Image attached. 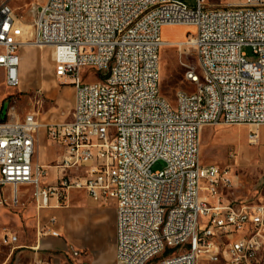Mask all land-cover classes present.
Segmentation results:
<instances>
[{
  "label": "built area",
  "instance_id": "1",
  "mask_svg": "<svg viewBox=\"0 0 264 264\" xmlns=\"http://www.w3.org/2000/svg\"><path fill=\"white\" fill-rule=\"evenodd\" d=\"M164 25H191L185 40H163ZM26 41L9 3L0 4V83L21 81L20 50L51 46L55 75L73 85L68 122L48 125L64 148L54 165L59 182H46L47 167L35 164L37 112L0 119V203L18 205L19 187L32 189L40 211L58 204L71 189L97 203H114V264H263L264 203L225 198L238 181L216 164L200 161L205 127L249 125L247 140L261 142L264 126V0H45ZM167 46L193 50L200 70L186 78L175 105L161 94L160 57ZM257 57L249 61L243 48ZM87 67L96 81L82 76ZM158 160L165 167L152 171ZM11 187L6 196L1 191ZM55 216L37 235L59 237ZM9 243L18 236L5 233ZM75 256L81 253L73 251ZM46 263V262H45ZM47 264H52L47 261Z\"/></svg>",
  "mask_w": 264,
  "mask_h": 264
},
{
  "label": "rangeland",
  "instance_id": "2",
  "mask_svg": "<svg viewBox=\"0 0 264 264\" xmlns=\"http://www.w3.org/2000/svg\"><path fill=\"white\" fill-rule=\"evenodd\" d=\"M45 0H0L7 2L15 10L23 28V39H33V22L36 12L40 13ZM190 7H196L197 0H183ZM221 3L226 0H209ZM193 31L191 25H164L162 38L168 42H180ZM27 44V43H26ZM28 48V49H27ZM24 45L20 50L21 81L17 87L0 83V110L5 109V118H23L29 112H37L43 124L41 131L46 139L55 145L57 152L63 146L48 135V125L68 122L72 118L74 105L73 85H62L55 75L53 48L51 46ZM249 61L257 57L249 46L243 48ZM190 67L200 70L196 53L193 50L181 51L177 46H167L160 57V90L171 104L175 105L179 91L193 92L197 84L186 78ZM85 80L96 81L100 73L92 67L84 69ZM264 127V126H263ZM264 130V129H263ZM248 127L244 125H224L205 127L201 137L200 161L202 164H216L222 170L234 174L238 181L228 191L225 198L233 203L255 205L264 203V141L252 145L247 140ZM50 154V153H49ZM35 160L43 162L41 154ZM53 165L58 164L55 160ZM165 167L162 160L152 166V171ZM59 182L53 180L51 184ZM3 194L7 193L3 188ZM12 195V194H11ZM8 196V195H7ZM1 200V197H0ZM61 206L66 207L64 216L57 218L55 225L61 236L50 250L40 249L43 263L52 264H114L116 253V212L111 201L104 206L93 201L83 189H71L64 197ZM39 214L34 208L30 193L18 205L0 203V264H38L31 262V256L21 252L30 251L35 245V233ZM5 233L16 234L19 241L9 243ZM52 236H45L47 242ZM23 245L21 248L17 246ZM27 246V248H26ZM73 251L82 252L75 256ZM167 255V254H165ZM165 255L157 257L150 264H157ZM46 262V263H45ZM202 264H225L203 261ZM264 264V262H263Z\"/></svg>",
  "mask_w": 264,
  "mask_h": 264
},
{
  "label": "crops",
  "instance_id": "3",
  "mask_svg": "<svg viewBox=\"0 0 264 264\" xmlns=\"http://www.w3.org/2000/svg\"><path fill=\"white\" fill-rule=\"evenodd\" d=\"M244 126L245 127L247 126L248 129L252 128L249 125H244ZM263 129H264L263 126L259 127V129H258L261 141H264V130ZM38 154H41L45 157V160L43 162H38L35 160V156ZM63 154H64V148H63L62 152H57L55 145L53 143H50L49 141H47L45 131L40 130L37 133L36 141H35L34 163L47 167V170H48V175L46 177L47 183L51 184L53 180H57L60 176L63 175L62 170L55 167L52 164L55 160L58 163H60V161L63 158ZM3 189L7 191L6 194L4 193L6 196L7 195L9 196L11 194V191H12L11 187H4ZM18 190H19V196H20L21 200L26 198L27 193H30V195L32 193V189L30 187H27V186H20ZM85 192H87V191H85ZM98 204L103 205V206L105 205L104 203H98ZM34 208L36 209V212L39 214V222H37V230L39 228V225L42 227H43V225H48L50 217L55 216L56 218H59V217L64 216L66 213V207L61 206V204H58V200L56 199V197L51 199L50 207L45 208V209H41L40 211L36 208L35 205H34ZM57 221H58V219H57ZM56 223L54 224V227H55ZM37 230L35 233V240H34L35 245L28 246V248L31 249L30 251L21 250V252H24L25 254H29V256H31V262H33V263L38 262V264H40V263H43V260H42L41 254L39 253V250L40 249H46V250L52 249L54 247L55 243L57 242V238L49 237L50 239L47 242H44V241H42V239L44 237L39 239V237L37 235ZM18 241H19V238H18ZM22 246L23 245H19V246H17V248H21ZM26 248H27V246H26Z\"/></svg>",
  "mask_w": 264,
  "mask_h": 264
},
{
  "label": "water",
  "instance_id": "4",
  "mask_svg": "<svg viewBox=\"0 0 264 264\" xmlns=\"http://www.w3.org/2000/svg\"><path fill=\"white\" fill-rule=\"evenodd\" d=\"M5 109L4 110H0V119H5Z\"/></svg>",
  "mask_w": 264,
  "mask_h": 264
},
{
  "label": "bare ground",
  "instance_id": "5",
  "mask_svg": "<svg viewBox=\"0 0 264 264\" xmlns=\"http://www.w3.org/2000/svg\"><path fill=\"white\" fill-rule=\"evenodd\" d=\"M29 45H31V44H28V43L25 44L26 48L29 47ZM27 49H28V48H27ZM202 133H203V132H202ZM201 137H202V135H201Z\"/></svg>",
  "mask_w": 264,
  "mask_h": 264
}]
</instances>
